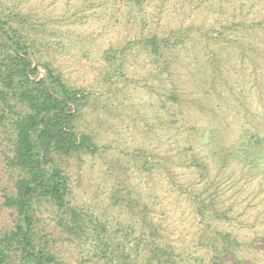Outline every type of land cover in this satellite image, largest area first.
I'll list each match as a JSON object with an SVG mask.
<instances>
[{
    "label": "rangeland",
    "instance_id": "374dc122",
    "mask_svg": "<svg viewBox=\"0 0 264 264\" xmlns=\"http://www.w3.org/2000/svg\"><path fill=\"white\" fill-rule=\"evenodd\" d=\"M1 6L29 17L33 62L49 63L69 86L89 96L77 128L91 136L96 150L63 164L70 205L104 222L116 237L128 235L132 247L141 220L113 199L127 196L134 209L148 205L152 222L181 264H213L216 229L239 242L225 264H264L261 174L234 163L221 167L211 158L250 125L251 111L259 112L263 95L257 86L264 84V74L256 71L261 70L259 50L246 40L258 48L264 42L248 27L264 20V0H1ZM232 23L245 27L225 28ZM153 35L171 44L158 57L129 43ZM43 74L39 66L37 77ZM10 130L4 120L0 234L16 219L15 210L3 205L17 177L6 164ZM192 156L206 169L187 167ZM194 194L213 205L204 222ZM38 208V226L58 258L67 264H105L93 233L68 238L56 226L58 211L49 203ZM212 209L228 210L229 219L217 220ZM138 253L140 261L146 251Z\"/></svg>",
    "mask_w": 264,
    "mask_h": 264
},
{
    "label": "trees",
    "instance_id": "16d2710c",
    "mask_svg": "<svg viewBox=\"0 0 264 264\" xmlns=\"http://www.w3.org/2000/svg\"><path fill=\"white\" fill-rule=\"evenodd\" d=\"M29 21L27 15L11 8L3 9L0 0V124L4 120L10 123L11 156L6 158V164L17 172L13 192L4 195L3 200V205L15 210L16 219L12 229L0 234V264H67L55 255L49 239L38 226L36 213L42 203H49L58 211L56 226L68 238L81 239L93 233L105 264H181L178 253L164 243L162 233L152 222L147 204L134 209L132 199L113 196L114 202H119L141 220L140 235L134 238L132 247H129L128 235L125 239L116 237L104 222L92 220L69 204V178L63 164L70 157L96 150L91 136L77 128L89 96L84 89L69 86L49 63L33 62L34 40L26 26ZM241 27L245 25L232 23L225 28L237 31ZM248 27L258 31L264 41V20L252 21ZM142 40L129 43L149 48L157 57L171 45L155 35ZM255 44L246 40L247 46L259 50L256 58L261 70L256 71L264 74V42L259 48ZM243 52H247L246 48ZM39 66L44 73L41 77H37ZM260 76L263 80V75ZM258 85L263 95L259 112L251 111L246 121L250 125L242 127L234 143L215 150L211 158L219 159L221 167L234 163L247 172L257 171L264 184V84ZM204 139L212 150V143ZM186 166L206 169L205 163L195 156ZM194 198L197 215L204 222L208 208L213 206L211 200L207 205L201 195L194 194ZM212 210L217 220L229 219L228 210ZM212 239L217 254L213 264H225L228 254L235 256L239 242L230 232L216 229ZM139 250L146 254L137 261L142 256Z\"/></svg>",
    "mask_w": 264,
    "mask_h": 264
}]
</instances>
